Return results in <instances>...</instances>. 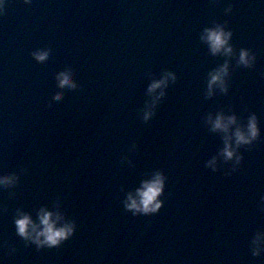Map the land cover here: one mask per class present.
<instances>
[{
  "label": "clouds",
  "instance_id": "obj_1",
  "mask_svg": "<svg viewBox=\"0 0 264 264\" xmlns=\"http://www.w3.org/2000/svg\"><path fill=\"white\" fill-rule=\"evenodd\" d=\"M5 0H0V11L4 9ZM232 3H228L226 11L231 12ZM227 21H216L204 26L200 33V39L205 41L213 54H221L227 59L218 64L208 73L206 95H215L216 90L228 93L230 88L229 77L232 71V57H235L237 65L251 67L255 64L257 54L249 47H240L237 53L233 45V29L227 27ZM51 49L49 47L37 48L32 52V56L37 61H44L49 57ZM75 70L67 67L58 74L61 86L72 88L80 85L74 79ZM177 79L176 72L166 69L158 78H153L148 85V92L152 94V102L144 110V119L148 120L155 110L156 103L165 96V90L171 81ZM64 93L57 92L56 99H61ZM207 123L213 131L223 133V147L217 155H213L207 164L215 169L219 157L225 161H233L232 170L243 160L241 146L251 145L262 135L261 119L256 111H251L246 120L234 110L225 111L223 108L208 112ZM227 174H230L228 172ZM19 174L15 171L0 172V186L11 187L19 183ZM167 175L161 169L155 170L151 175L143 179L140 185L134 190H129L123 200V205L130 210L133 215L151 214L158 212L164 205L162 198L167 184ZM14 225L16 234L23 237L26 242L33 243L37 248L45 246L51 248L59 246L73 236L77 230V220L68 218L60 210L41 205L37 209L36 217L30 211L17 208L14 215ZM253 253L259 255L264 249V230L258 229L252 237ZM15 251V248H12ZM0 264H4L0 259Z\"/></svg>",
  "mask_w": 264,
  "mask_h": 264
},
{
  "label": "water",
  "instance_id": "obj_2",
  "mask_svg": "<svg viewBox=\"0 0 264 264\" xmlns=\"http://www.w3.org/2000/svg\"><path fill=\"white\" fill-rule=\"evenodd\" d=\"M8 171L17 172L20 179L14 186H0V259L4 264H67L62 244L37 248L16 234L17 208L36 217L41 205L51 208V204L26 130L0 71V172Z\"/></svg>",
  "mask_w": 264,
  "mask_h": 264
}]
</instances>
